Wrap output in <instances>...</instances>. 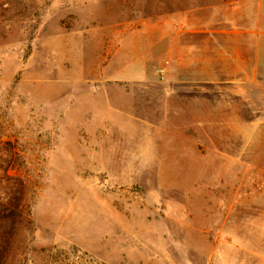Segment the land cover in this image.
Listing matches in <instances>:
<instances>
[{
	"label": "rangeland",
	"instance_id": "rangeland-1",
	"mask_svg": "<svg viewBox=\"0 0 264 264\" xmlns=\"http://www.w3.org/2000/svg\"><path fill=\"white\" fill-rule=\"evenodd\" d=\"M10 189L5 264H264V0H0Z\"/></svg>",
	"mask_w": 264,
	"mask_h": 264
},
{
	"label": "trees",
	"instance_id": "trees-1",
	"mask_svg": "<svg viewBox=\"0 0 264 264\" xmlns=\"http://www.w3.org/2000/svg\"><path fill=\"white\" fill-rule=\"evenodd\" d=\"M19 185L21 187L23 183ZM7 193L8 196L0 198V264H5L10 251L13 250L16 235L21 231L25 216L21 189L17 190V196L11 189Z\"/></svg>",
	"mask_w": 264,
	"mask_h": 264
}]
</instances>
